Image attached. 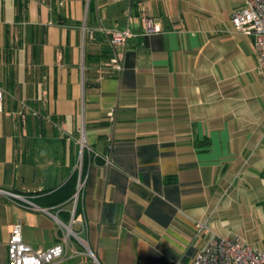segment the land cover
Segmentation results:
<instances>
[{"label": "crops", "instance_id": "1", "mask_svg": "<svg viewBox=\"0 0 264 264\" xmlns=\"http://www.w3.org/2000/svg\"><path fill=\"white\" fill-rule=\"evenodd\" d=\"M242 4L0 0V190L46 209L0 192V264L15 223L35 250L62 241L73 203H54L79 178L71 229L100 264H191L217 236L264 250V80L231 24ZM123 30V69L103 75Z\"/></svg>", "mask_w": 264, "mask_h": 264}, {"label": "built area", "instance_id": "2", "mask_svg": "<svg viewBox=\"0 0 264 264\" xmlns=\"http://www.w3.org/2000/svg\"><path fill=\"white\" fill-rule=\"evenodd\" d=\"M242 2V6L232 12L231 24L235 30L253 39L257 70L262 74L264 80V0H242ZM141 21L144 33H154L161 30L159 23L151 17L142 16ZM131 36L132 34L128 30L111 32L109 34L107 42L111 49V55L108 61L99 68L101 74H120L123 65L122 55L118 51V48L123 46ZM2 98L3 92L0 89V110ZM115 114L116 110L113 108L106 116L111 127L115 123ZM110 140L109 138L108 152L103 156L106 164H109L110 161ZM79 144L81 149L86 147L83 136ZM94 155L97 156V154ZM82 187L83 181L79 178L76 191L71 197L73 208L71 210L70 223L69 225L61 223L64 229V236L60 243L47 249L35 250L23 241L21 224L15 223L11 226L7 243V264H86L83 259V257H86L84 255L89 257L92 264H100L79 233L71 229L72 224L80 218V215L76 216V204ZM0 192L12 201L21 203L34 210L46 212V209L31 203L23 195L4 190H0ZM81 226L83 230L84 225ZM196 227L197 235H200L204 229V225L196 223ZM191 264H264V250L254 248L239 237L217 236L209 242L203 251L195 255Z\"/></svg>", "mask_w": 264, "mask_h": 264}, {"label": "trees", "instance_id": "3", "mask_svg": "<svg viewBox=\"0 0 264 264\" xmlns=\"http://www.w3.org/2000/svg\"><path fill=\"white\" fill-rule=\"evenodd\" d=\"M75 191H76V186H75V190L73 191L72 194L67 195L66 197L55 202L54 204L58 205L67 199H71V197L74 195ZM117 210H118V206L115 204H104L103 208H102L101 220L105 223H113Z\"/></svg>", "mask_w": 264, "mask_h": 264}, {"label": "rangeland", "instance_id": "4", "mask_svg": "<svg viewBox=\"0 0 264 264\" xmlns=\"http://www.w3.org/2000/svg\"><path fill=\"white\" fill-rule=\"evenodd\" d=\"M2 100H3V98H2ZM76 247H78L77 245H76ZM82 249V248H81ZM80 249V250H81ZM84 256H86V257H83V259L85 260V262H86V264H92V262H91V260L89 259V257L87 256V255H84Z\"/></svg>", "mask_w": 264, "mask_h": 264}]
</instances>
